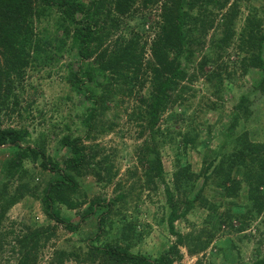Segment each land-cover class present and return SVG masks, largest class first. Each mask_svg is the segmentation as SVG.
<instances>
[{"label":"trees","instance_id":"1","mask_svg":"<svg viewBox=\"0 0 264 264\" xmlns=\"http://www.w3.org/2000/svg\"><path fill=\"white\" fill-rule=\"evenodd\" d=\"M159 1L161 0H0V153L7 155L0 168L3 174V183L0 185V225L7 212L26 195H36L29 183L18 177L29 164H35L42 171L55 175L37 197L48 219L63 226L69 233H75L83 221L92 215L96 216L97 232L87 242H90L89 254L94 255L101 264H177L174 258L178 254V245L185 246L192 255L205 251L212 238L204 242L199 237L190 240L193 236H182L175 230L174 223L196 208L207 211L206 223H217L222 219L224 223L226 215L222 218L221 215L216 216L217 211L222 208V202L240 200L244 190L246 209L236 218L243 222L245 218L256 219L263 213L264 144L253 143L246 135L233 136L234 129L239 124V117L236 115L224 134L225 144L231 146L232 150L226 153H222L221 148L217 150L214 159L203 169L202 183L197 191L196 176L191 173L189 164L179 160L177 156L173 188L165 182L164 166L159 153V147L165 142L163 131L158 127L160 117L170 104L178 82L186 76L185 70L181 68L182 62H189L193 46L201 45L199 36L200 33H205V21L210 26L215 18L213 12L222 11L229 0H164L160 7L162 23L149 45L151 59L145 63L143 56L146 44L142 45L141 39L133 31V28H143V22L139 21L142 16L136 18V14ZM237 4L235 1L231 5L233 11H236ZM262 5L261 3V7ZM196 6L203 10L198 16L192 15ZM209 7L214 10L210 12ZM49 18L58 22L57 29L62 32L60 35L58 32H45L46 36H42L41 32L36 31V27ZM129 19L136 20L133 27L128 23ZM231 22V17L227 15L226 33L211 44V53L218 59L222 58L225 48L229 47ZM112 32L116 34L114 39ZM193 32H199L198 37L189 36ZM238 40L236 50L244 55L240 64L244 70L254 68L261 72L262 80L256 87L264 92V58L261 53L264 47V21L254 8L245 17ZM72 53L77 57L81 68L70 70L68 81L73 91L82 94L85 102L90 105L87 107L85 104L86 109L81 119V127L87 131L83 138L66 133L59 139L60 147L68 148L70 155L58 161L46 154L45 140L35 141V144L28 143L29 131L23 127H3L2 116L12 117L19 110L16 89L26 68L49 64L52 56L58 54L62 56ZM212 55H202L199 70L210 64ZM97 76L102 79L106 77L104 83L98 86L100 91L86 86L87 83H93ZM146 84H151L152 87L146 95L139 97L141 108L131 120L139 121V135H147L149 138V144L143 153L144 161L140 162L146 165L143 170L144 184L147 187L152 185L153 190H157V183L163 185L169 208L167 226L170 234L176 238L175 244L158 251L155 257L131 251L137 229L126 216L107 222L108 216L120 215L119 209L126 204L128 194L118 193L107 202L96 198L91 201L78 223L62 219L59 210L60 206L72 210L81 205L77 199L72 198L79 186L77 177L90 175L100 184L110 183L116 176L117 171L108 164V157L101 159L99 145H95L94 150L93 147L84 145V139L90 140L113 130L115 123L109 119L108 113L118 108L119 93L122 97L131 94V90H125L123 85H138L142 89ZM220 86L221 80L216 89ZM249 98V93L240 97L237 108L243 109V114L249 110ZM172 130L170 135L174 133ZM179 135L182 136L181 141L175 142L180 148L186 149L195 144L192 137L194 135L191 136L189 132ZM159 140H162L161 143ZM224 146L223 144V148ZM235 170L242 172L240 179L233 176ZM17 178L20 180L17 186L9 190V185H13ZM210 187L217 189L216 193L219 192L216 196L220 201L217 203L210 201L216 194L208 191ZM191 194L193 195L190 197ZM118 225L121 226L120 234L114 242L96 244L100 233L107 234ZM24 228L13 237V229H3L4 232L0 229L4 233L0 234V256H5L10 250L14 264H36L40 242L43 237L49 238L47 232L50 229ZM244 228V223L242 226L240 222L239 231L242 232ZM2 235H5L4 239ZM53 256L49 264H65L67 257L63 252H55ZM252 264H264V257L257 258Z\"/></svg>","mask_w":264,"mask_h":264},{"label":"rangeland","instance_id":"2","mask_svg":"<svg viewBox=\"0 0 264 264\" xmlns=\"http://www.w3.org/2000/svg\"><path fill=\"white\" fill-rule=\"evenodd\" d=\"M235 1L238 4L236 11H233L231 5ZM163 2L164 0H161L156 5L139 10L136 14V18L142 16L139 21L143 22V28H133V31L141 39V44H146L143 56L145 63L151 59L149 45L159 32V25L162 23L160 7ZM251 8H254L264 21V0H229L222 11H218L219 13L214 11L213 22L209 26L205 21L207 24L205 33H200L201 45L193 46L189 62L184 61L181 64L186 76L178 82L177 90L173 92L171 102L161 115L158 125L165 136V142L159 147V153L164 166L165 182L170 188H173V173L177 170L175 163L177 156L179 160L189 164L191 173L196 176L195 191H197L202 183L203 169L214 159L217 150L223 149L222 153L232 150L231 146L225 144L224 134L234 115L239 117V124L235 127L233 136L246 135L251 142L264 144V92L256 87L262 80V74L254 68L244 70L240 64V59L244 55L236 50L240 30ZM211 10L213 11L214 8L209 7L210 12ZM202 11L201 7L196 6L192 15L198 16ZM226 13L232 19L229 28L232 36L229 47L225 48L226 52L221 59H218L211 53V44L227 31ZM128 23L133 27L136 20L129 19ZM57 25V21L54 22L52 18H49L41 22L36 27V31L41 32L42 36H46L45 32H58L60 35L62 32L57 29ZM198 33L193 32L189 36L198 37ZM111 34L114 39L116 34L114 32ZM126 34L130 35L128 32ZM261 53L264 58V47ZM203 54L212 55L213 59L210 64L199 70L198 65ZM52 58L49 64L26 68L24 77L16 89L19 110H16L12 117L2 116L4 114L1 116L3 127L27 129L30 133L28 143L35 144V141L45 140L46 154L61 161L70 155V151L68 148L60 147L59 139L66 133L84 137L87 130L82 129L81 119L86 109L85 104L87 107L90 105L87 101L85 102L82 94L73 91L68 81L69 71L81 68L74 53L62 56L58 54ZM96 78L93 83H87L86 86L100 91L98 86L104 83L106 77L102 79L97 76ZM220 80L222 87L220 86L217 90ZM133 86L123 85L125 90H131V94L128 93L127 96L122 97L119 93L118 108L108 113L109 119L115 123L113 130L90 140L84 139V145L93 147L94 150L95 145H99L101 159L108 157V164L117 171L116 176L110 183L100 182V184H97L90 175L77 177L79 186L72 198L77 199L81 205L72 210L60 206L59 210L62 219L78 223L87 212L91 201L96 198L107 202L115 198L118 193L128 194L126 204L121 205L119 209L120 215L108 216L107 222L119 216H126V219L135 224L137 229L131 251L155 257L158 251L168 249L175 244L176 238L170 234L167 226L169 208L166 204L163 185L159 182L157 190H153L152 185L147 187L144 184L143 170L146 165L140 162L144 161L143 153L146 145L149 144V138L147 135L141 137L139 121L131 120L134 113L141 108L139 97L146 95L152 85L146 84L142 89L138 85ZM248 93L250 94L249 110L243 114V109L239 110L237 105L240 97ZM171 129L174 131L173 135L169 134ZM187 132L191 136L194 135L192 137L195 144L182 149L175 140L181 141L182 136L179 133L184 135ZM161 141L159 140L160 143ZM6 158L5 153H0V168ZM2 175L0 170V185L3 183ZM54 176L50 172L42 171L35 164H29L27 169L18 175L23 181L26 180L29 183L36 195H26L7 212L0 225L1 231L13 229V237L23 231L24 227L50 229L47 232L49 238L43 237L40 242L36 264H49L55 252H63L66 255L65 264H101L94 255L89 254L88 243L90 242H87L97 232L95 215L83 221L75 233H69L63 226L45 216L38 195ZM233 176L240 179L242 172L235 170ZM19 178L13 185H9V190L17 186ZM208 191L214 194L217 189L210 187ZM262 191L264 193V187ZM217 193L210 199L211 202L220 201L216 196ZM245 194L244 190L240 200L236 202H222V208L217 211L216 216L221 215L222 218L226 215L227 220L224 223L223 219L217 223H206L207 211L198 208L177 220L174 227L182 236H193L190 240L199 237L203 242L212 239L205 251L195 255L190 254L185 246L178 245L175 263L252 264L257 258L264 257V211L256 219L245 218L242 222L236 218L246 209ZM240 222L242 226L243 223L245 225L242 232L238 229ZM120 229L121 226L118 225L107 234L100 233L96 244L114 242L120 234ZM208 233L212 235L208 236ZM0 234L4 233L0 232ZM4 238L5 235H2V239ZM0 264H14L10 250L5 256H0Z\"/></svg>","mask_w":264,"mask_h":264}]
</instances>
